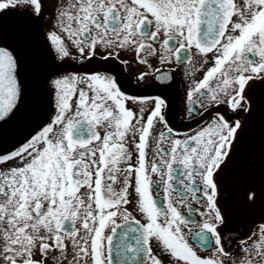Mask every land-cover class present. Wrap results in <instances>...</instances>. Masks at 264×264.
<instances>
[{"label":"snow or ice","instance_id":"6c2138e0","mask_svg":"<svg viewBox=\"0 0 264 264\" xmlns=\"http://www.w3.org/2000/svg\"><path fill=\"white\" fill-rule=\"evenodd\" d=\"M44 8L0 0V264H164L153 240L174 264H264V180L226 190L264 112V0H56L41 31ZM185 61L205 70L182 134L163 82Z\"/></svg>","mask_w":264,"mask_h":264},{"label":"flooded vegetation","instance_id":"af4514ba","mask_svg":"<svg viewBox=\"0 0 264 264\" xmlns=\"http://www.w3.org/2000/svg\"><path fill=\"white\" fill-rule=\"evenodd\" d=\"M56 3V0H44L45 8L43 16L40 20V29L41 31H46L50 26L55 25V19L52 17L53 5ZM22 10V9H21ZM30 11V10H29ZM14 18L18 19L22 25L23 18L20 16H15ZM69 63H73L71 57L67 58ZM122 59H129V64L119 63L117 61H112L113 65L119 63V72L121 78L126 81L127 87L134 94L140 95H149L154 96L156 93L151 89H145L144 91H139L143 81L139 78V72H151V69L147 68L144 64L139 63L137 60L128 56L127 54H122ZM199 61V57L195 58ZM152 63L159 67L156 64V60L153 59ZM188 62L185 61L182 64H165V69H170L171 73H174V79L171 81H166L168 86L163 89L166 93L168 100L170 101L174 115L171 118V122L174 126L178 127L183 134L187 130H195L197 128V123H194L192 120L188 119L189 113L187 112V101H186V90L189 86H191L194 80L200 79L203 75L205 69H199L193 72L191 67H187ZM157 83H161L157 81ZM147 102H144L141 105L139 102L129 101L128 106L134 107L136 110L141 106H146ZM198 107V105L196 106ZM215 107H223V106H214ZM205 119H208L205 116ZM264 162V112H262L261 108L258 106L256 110V115L253 118L246 138V143L244 150L241 155V159L239 162L238 170L234 173L236 174V178L241 179L247 171L253 169V173L259 162ZM131 207V206H130ZM138 217L140 214L138 212H134ZM198 217V214H197ZM199 218V217H198ZM259 224V221L256 222ZM255 227V225L253 226ZM242 230L239 228L232 229V235H236ZM228 236V234H225ZM230 242V240H229ZM240 247L239 240L236 241L235 244L232 245L233 251L238 250ZM153 249L154 253L164 262V264H174L175 258L170 257V254L163 252L161 246L157 241L153 240ZM200 254L207 255L209 249L200 248Z\"/></svg>","mask_w":264,"mask_h":264},{"label":"water","instance_id":"95a60500","mask_svg":"<svg viewBox=\"0 0 264 264\" xmlns=\"http://www.w3.org/2000/svg\"><path fill=\"white\" fill-rule=\"evenodd\" d=\"M10 25L12 26H21V23L18 19L11 17L9 20ZM21 131V129L19 128H9L7 135L9 138L19 134ZM254 168H252L251 170L247 171V173H245V175L241 178L243 180H246L248 182H251L257 186H259L262 182V180H264V162L261 159V162H259V164L257 165L255 172L253 173ZM241 179H237L236 178V174H232L230 175L227 180H226V190L229 191V193H231V191L234 188V185ZM259 210V208H257V211ZM243 231L244 229L242 227H240Z\"/></svg>","mask_w":264,"mask_h":264}]
</instances>
